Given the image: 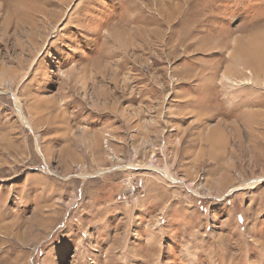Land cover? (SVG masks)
<instances>
[{
	"label": "rangeland",
	"instance_id": "obj_1",
	"mask_svg": "<svg viewBox=\"0 0 264 264\" xmlns=\"http://www.w3.org/2000/svg\"><path fill=\"white\" fill-rule=\"evenodd\" d=\"M263 259L264 0H0V264Z\"/></svg>",
	"mask_w": 264,
	"mask_h": 264
},
{
	"label": "bare ground",
	"instance_id": "obj_2",
	"mask_svg": "<svg viewBox=\"0 0 264 264\" xmlns=\"http://www.w3.org/2000/svg\"><path fill=\"white\" fill-rule=\"evenodd\" d=\"M249 72V74H250V71H248ZM16 101V100H15ZM16 104H17V110H18V114H19V116H20V118H21V120H23V121H25V119H24V114H23V111H22V109H21V107H20V104H19V102L17 101L16 102ZM26 122V121H25ZM167 169L166 168H164L163 170H161L162 171V174L164 175V176H168L167 174V171H166ZM250 184V183H249ZM248 184V185H249ZM261 258V257H260ZM263 258V257H262ZM264 260V259H263Z\"/></svg>",
	"mask_w": 264,
	"mask_h": 264
}]
</instances>
